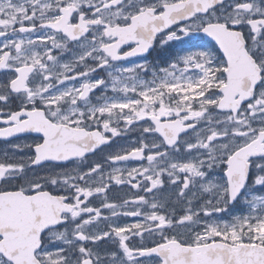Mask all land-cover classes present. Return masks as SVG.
Returning a JSON list of instances; mask_svg holds the SVG:
<instances>
[{"label": "snow or ice", "instance_id": "obj_1", "mask_svg": "<svg viewBox=\"0 0 264 264\" xmlns=\"http://www.w3.org/2000/svg\"><path fill=\"white\" fill-rule=\"evenodd\" d=\"M0 143V264H264V0H0Z\"/></svg>", "mask_w": 264, "mask_h": 264}, {"label": "flooded vegetation", "instance_id": "obj_2", "mask_svg": "<svg viewBox=\"0 0 264 264\" xmlns=\"http://www.w3.org/2000/svg\"><path fill=\"white\" fill-rule=\"evenodd\" d=\"M136 136H137V133L133 132V133L129 134V137H124V138H119L118 137V138H116V142L118 144H131L133 141H135ZM29 139H31V137H29ZM2 147H3V145H2V143H0V148H2ZM102 158H103V154L94 157V159H97V160L102 159ZM129 163L132 164V165H139L142 162L130 161ZM143 163H146V162H143ZM124 194L125 193L122 192V191H114L113 194H112V199H118L119 197L123 196ZM121 219H122V222L125 221V220L128 221V222H131L134 218H121Z\"/></svg>", "mask_w": 264, "mask_h": 264}]
</instances>
